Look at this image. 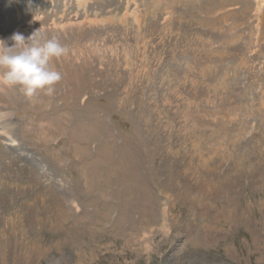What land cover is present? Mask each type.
Segmentation results:
<instances>
[{"label":"rangeland","instance_id":"rangeland-1","mask_svg":"<svg viewBox=\"0 0 264 264\" xmlns=\"http://www.w3.org/2000/svg\"><path fill=\"white\" fill-rule=\"evenodd\" d=\"M111 14L113 12L108 13ZM228 18L225 29L226 26L232 27V15ZM128 22L131 26L132 20L128 19ZM196 27L195 24L192 28ZM174 30L166 37L174 40ZM148 36L140 45L141 48L145 46L147 54L143 53L142 58L138 56L141 62H148L150 72L154 69L155 73L146 77L142 75L143 70L136 72L135 66L141 62L134 60L128 69H123L128 70L127 77L118 84L116 92L121 99L108 104L98 92L95 96L99 100L94 105L97 106L96 115L106 125V141L111 151L109 163H117L119 147L124 142L137 150L140 159L138 180L148 183L154 192L148 200L149 207L141 202L133 212L130 210L128 219L121 218L122 206L116 202L123 200L124 191L123 201L135 203L140 200L128 194L123 182L121 189L118 188L115 179L120 178L122 170L114 171L108 163L102 165L100 182L115 181L111 189H105L107 192L111 190L108 198L97 187L91 186L89 191L87 181L82 179L81 170L75 164L76 159L65 156L57 159L51 151L50 146L56 152L58 150L59 155L63 149L65 151L63 142L70 136L65 134L67 131L65 135L51 136L47 146L40 142L35 145L34 139L31 141L22 135L24 133H19L21 116L14 115L9 118L11 123H16L14 133L9 134L13 141L0 134V239L10 237L11 244L18 246L12 249L10 257H0L3 259L0 264H264V54L258 56L262 48L261 38L254 49L255 55L249 56L253 61L238 76L231 75L238 66L229 69L227 75L232 79L228 80L232 88L230 94L214 100L201 99L203 103L198 109L212 108V114L207 113L210 116L207 124L197 130H183L184 119L178 113L187 97L174 100V70L165 68L163 72L161 66L165 58L171 54L174 56V46L163 50L165 53L159 50V58H152L149 42L154 37ZM127 39L124 48L135 50L134 40L129 36ZM120 43L116 46L121 47ZM216 46L219 47L216 44L214 48ZM88 99V96L82 97L80 106L84 107ZM107 104L111 107L108 111L103 107ZM237 105L239 110H233ZM191 108L194 110L197 106L193 104ZM230 115L235 117L231 119ZM201 133L205 135L198 139ZM178 135L184 139V144H180ZM223 137L221 145L224 148L216 151L206 164L212 167L203 177L209 183L208 202L200 207L196 204L197 211L190 209L197 193L195 190L188 198L182 199L188 190L179 180H186L189 175H182L183 169L177 159L184 158L183 163H189L187 168L195 167L197 171L199 155L206 158ZM104 139L105 134H101L95 141L97 143L87 140L85 154L100 150L98 143ZM192 142L200 144L193 149ZM196 171L198 178L200 175ZM233 173H236V179H232ZM164 184L170 189L164 188ZM195 185L193 182L192 187ZM120 190L121 195H118ZM49 192L58 198L56 209L51 208L46 213L39 207L36 216L43 215V219L38 217V222L29 221L32 215L27 209H31L33 200L42 198L47 202ZM149 196L151 194L147 198ZM145 209H153L154 214H144ZM15 211L24 216L12 215ZM198 211L201 214H197ZM87 219H90L91 229L78 230ZM16 225H19L18 229H15ZM10 227L17 232L15 235ZM187 228L197 232L194 244L187 239ZM35 246L45 250L44 253L38 257L29 256L25 262L26 258L22 259L20 255L29 254Z\"/></svg>","mask_w":264,"mask_h":264},{"label":"bare ground","instance_id":"bare-ground-1","mask_svg":"<svg viewBox=\"0 0 264 264\" xmlns=\"http://www.w3.org/2000/svg\"><path fill=\"white\" fill-rule=\"evenodd\" d=\"M109 5L111 7L107 8L106 6ZM230 11L232 12L230 13ZM109 12H113V14L108 15ZM230 15H232V22H229L232 27L226 26L225 29ZM34 17H37L36 21H32ZM128 19L132 20L131 26L128 24ZM195 24L198 28L194 29L192 27ZM37 29L45 33L48 38H58L66 48L65 55L54 61L56 69L62 74V79L55 85L52 95L40 92L29 98L16 89L0 92V134H4L6 139L13 141L9 134L14 133L16 123H11L9 118L18 115L22 120L19 125L17 123L20 127L19 133H24L22 135L31 141L34 139L35 145L40 142L43 146H47L46 143L51 136L70 135L63 142L65 151L63 149V153L60 155L58 150L56 152L50 146L54 156L57 159L64 156L76 159L75 164L81 170L82 179L87 181L89 191H91L90 187L94 186L105 197L107 194L111 196L110 189L115 184L114 182H118L119 189L123 182L128 194H133V199H140L135 203L123 201L125 191L124 195H121V190L119 193L117 192L123 197V200L116 202L122 206L119 216L128 219V213L133 212L139 203L142 202L145 207H149L148 200L154 192L148 183L143 184L138 180L140 174V170H137V166L140 164L138 152L131 145H126L127 142L119 147L117 163H109L111 151L110 144L106 141L108 134L105 130L104 120L96 115L97 106L94 105V102L99 98L95 94L98 95L97 93L101 92L108 104L121 99L116 92L119 90L118 84L122 78L127 77L128 70L126 71V69L129 68L127 66L134 64L133 61L137 59H139L138 62H141L143 53L147 51L145 46L141 48L140 45L145 43L144 41L150 34L154 37L149 42L152 58H159V50L163 52L166 49H173L174 46V56L171 54L170 57L165 58L161 66H163V72L165 68L174 70V100L187 97L178 113L184 119L183 130L200 129L204 124H207L209 115L212 114L210 106L198 109V105L203 103L201 99L214 100L230 94L232 88L229 87L228 80L232 79L229 78L230 75H227L229 69L238 66L239 68H235L231 74L232 77L238 76L239 72L246 68L250 61H253L249 56L250 54L255 55L256 50L254 49H256L260 38L262 48L258 56L264 54V0H0V38H7L14 32H21L27 37ZM173 29H175L174 40L166 37ZM232 29L237 32L233 34L234 30L232 31ZM132 30L134 34L131 33ZM128 36L134 40L135 50L130 47L124 48V42L128 40ZM185 36L190 38L186 39ZM169 39L171 40L168 41ZM120 41L122 42L120 43ZM115 42L120 43L121 47L116 46ZM69 43L71 46L68 45ZM216 44L219 47L214 48ZM131 50L134 52L131 53ZM147 64L148 62H141L139 66H135L136 72L143 70V76L151 77L155 70L152 69L150 72L151 67ZM125 67L126 69L123 71ZM147 67L149 68L147 69ZM133 72L135 73V71ZM128 75L130 76V74ZM84 96H88L89 99L83 107L80 106V99ZM108 104L103 106L107 111L111 108ZM193 104L197 106L194 110L191 108ZM239 108L240 106L237 105L232 109L239 110ZM101 134H105V139L98 143L101 145L100 150H97L95 155L88 151L89 154L86 155V147L89 143L86 141L92 139L93 143H97L95 141ZM204 135V133L198 134L197 138L202 139ZM178 139L181 145L184 144V139L180 135H178ZM224 139L225 137L217 142L216 148L213 147L210 153H207L206 158L203 154L199 155L197 171L195 167L193 169L190 167L189 170L187 168L189 163H183L184 158L177 159V163L181 164L183 169L182 175H189L188 179L179 180L188 190L181 196L182 199L188 198L195 190L197 193L195 201L190 204V209L197 211L196 204H199L200 207L208 202L206 198L208 197L209 183L206 181L207 178L203 177L207 171L212 170V167L206 166V164H209L208 161L212 160L216 151L221 150ZM180 144L179 146H181ZM199 144L192 142L191 147L196 149ZM105 163H108L109 167H113L110 169L114 171L122 170L120 178L102 184L98 177H100L102 165ZM194 171L200 175L198 178ZM233 175L232 179H236V173ZM193 182H196L194 187H192ZM32 184H28V186ZM163 186L167 190L170 189L165 184ZM106 188H110V191L107 192ZM218 192L217 190V194ZM49 193L51 194L47 198L50 197V200L47 202H44L42 198L33 200L30 205L31 209H27V212L32 215L29 217V221L34 219L38 222L39 218L43 219V215L36 216L39 207L46 213L51 208L56 209L59 204L58 198L55 196L56 194ZM148 194H151L149 198H147ZM37 202L38 204L34 206V203ZM27 206L29 205L27 204ZM153 212V209L143 210L144 214L153 215ZM56 213L58 214V211ZM197 214H201L200 211ZM12 215L24 216L16 211ZM53 217L57 219L56 216ZM44 218L46 219V217ZM91 225L90 219H87L86 223H83L78 230L91 229ZM11 227L13 228V226ZM18 227L19 225H16L15 229ZM187 229H189L187 239L194 244V241H197V232L191 228ZM12 231L14 235L17 233ZM9 239L10 237L5 238L4 236L0 239L1 258L10 257L8 255L11 254L12 249L18 246L15 243L17 241L14 242L16 245H12ZM24 247L26 248V246ZM44 251L39 246H35L29 254L22 253L20 256L22 259L26 258L25 262H27L29 256H42ZM1 260L3 262V259Z\"/></svg>","mask_w":264,"mask_h":264},{"label":"clouds","instance_id":"clouds-1","mask_svg":"<svg viewBox=\"0 0 264 264\" xmlns=\"http://www.w3.org/2000/svg\"><path fill=\"white\" fill-rule=\"evenodd\" d=\"M65 53L58 38H48L39 29L27 37L14 32L0 38V92L16 89L29 98L40 92L52 95L62 79L54 61Z\"/></svg>","mask_w":264,"mask_h":264}]
</instances>
